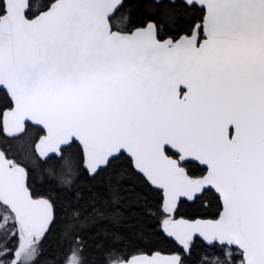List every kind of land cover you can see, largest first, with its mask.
<instances>
[{"label":"snow or ice","instance_id":"1","mask_svg":"<svg viewBox=\"0 0 264 264\" xmlns=\"http://www.w3.org/2000/svg\"><path fill=\"white\" fill-rule=\"evenodd\" d=\"M0 264H264V0H0Z\"/></svg>","mask_w":264,"mask_h":264}]
</instances>
